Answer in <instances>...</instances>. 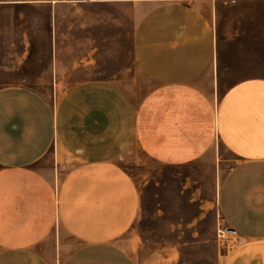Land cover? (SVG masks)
<instances>
[{
  "label": "crops",
  "instance_id": "0c3cea01",
  "mask_svg": "<svg viewBox=\"0 0 264 264\" xmlns=\"http://www.w3.org/2000/svg\"><path fill=\"white\" fill-rule=\"evenodd\" d=\"M0 5L35 8L49 43L45 71L0 87V264H140L141 194L125 164L142 152L185 165L220 145L235 163L219 212L242 241L219 264H264V77L220 93L224 61L242 57L220 43L252 31L226 27L223 11L264 0ZM140 72L153 85L135 101Z\"/></svg>",
  "mask_w": 264,
  "mask_h": 264
},
{
  "label": "rangeland",
  "instance_id": "374dc122",
  "mask_svg": "<svg viewBox=\"0 0 264 264\" xmlns=\"http://www.w3.org/2000/svg\"><path fill=\"white\" fill-rule=\"evenodd\" d=\"M37 15L32 7L0 5V87L30 81L45 71L49 43L45 34L37 33ZM223 15L226 27L233 18L236 28L244 29L246 24L252 31L245 43H220L222 54L242 56L224 61L230 68L222 76L221 94L228 80L264 77V41L255 32L259 30L257 21L264 17V6L225 9ZM234 27L232 23L231 29ZM24 36L31 42L23 43ZM152 85L140 72L130 94L138 101ZM40 93L51 95L49 91ZM234 163L235 156L220 145L218 151L190 164L165 165L142 152L138 161L125 164L141 194L136 222L141 235L140 264H219L242 241L219 212L221 182Z\"/></svg>",
  "mask_w": 264,
  "mask_h": 264
}]
</instances>
